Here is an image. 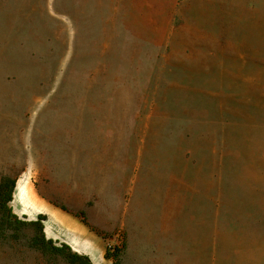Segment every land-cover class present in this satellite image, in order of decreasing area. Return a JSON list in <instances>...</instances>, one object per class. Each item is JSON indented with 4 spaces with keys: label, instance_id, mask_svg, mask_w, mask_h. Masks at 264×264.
I'll return each instance as SVG.
<instances>
[{
    "label": "rangeland",
    "instance_id": "374dc122",
    "mask_svg": "<svg viewBox=\"0 0 264 264\" xmlns=\"http://www.w3.org/2000/svg\"><path fill=\"white\" fill-rule=\"evenodd\" d=\"M74 147L150 213L104 264H264V0H0V182ZM5 217L0 264H67Z\"/></svg>",
    "mask_w": 264,
    "mask_h": 264
},
{
    "label": "crops",
    "instance_id": "0c3cea01",
    "mask_svg": "<svg viewBox=\"0 0 264 264\" xmlns=\"http://www.w3.org/2000/svg\"><path fill=\"white\" fill-rule=\"evenodd\" d=\"M77 150L74 147L64 161L53 151L45 153L44 162L38 163L34 173L26 176L25 172L17 180L14 201L18 182L25 180L22 195L28 202V211L24 213L15 207L14 201L11 207L16 215L30 220L46 215L44 231L48 239L66 243L72 249L75 244L90 248L104 264L105 253L98 246L97 235L76 214L83 211L90 227L99 233L116 235L126 231L132 237L148 227L150 213L136 208L133 197L127 201L132 187L127 182L126 171L119 166L112 167L110 156L102 151L103 148L86 152L85 158L79 156Z\"/></svg>",
    "mask_w": 264,
    "mask_h": 264
},
{
    "label": "trees",
    "instance_id": "16d2710c",
    "mask_svg": "<svg viewBox=\"0 0 264 264\" xmlns=\"http://www.w3.org/2000/svg\"><path fill=\"white\" fill-rule=\"evenodd\" d=\"M17 188V180H11L7 177H3L0 182V209L6 213L4 222L6 225L11 224L12 219H17V215L14 214L12 207L10 206L14 201V193ZM64 211L68 209L60 205L59 206ZM76 216L81 220V222L87 226L91 231L95 232L97 235L104 239L111 238L108 234L99 233L90 227L85 213H77ZM47 220L46 215H39L37 220H31L24 223L28 228L34 229L37 235H34L30 239V246L33 249L41 252L46 256L62 257L67 264H94L88 255L81 254L74 249H72L68 244L55 242L52 239H48L45 235L44 223ZM119 247H108L106 249L104 258L106 260H111L113 257L120 255ZM120 264V263H116Z\"/></svg>",
    "mask_w": 264,
    "mask_h": 264
},
{
    "label": "bare ground",
    "instance_id": "6f19581e",
    "mask_svg": "<svg viewBox=\"0 0 264 264\" xmlns=\"http://www.w3.org/2000/svg\"><path fill=\"white\" fill-rule=\"evenodd\" d=\"M16 197H17V198L19 197V189H18V193H17ZM77 252H78V251H77Z\"/></svg>",
    "mask_w": 264,
    "mask_h": 264
}]
</instances>
